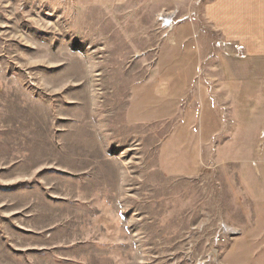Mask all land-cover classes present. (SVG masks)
<instances>
[{
  "label": "rangeland",
  "instance_id": "374dc122",
  "mask_svg": "<svg viewBox=\"0 0 264 264\" xmlns=\"http://www.w3.org/2000/svg\"><path fill=\"white\" fill-rule=\"evenodd\" d=\"M204 2L0 0V264H264Z\"/></svg>",
  "mask_w": 264,
  "mask_h": 264
},
{
  "label": "crops",
  "instance_id": "0c3cea01",
  "mask_svg": "<svg viewBox=\"0 0 264 264\" xmlns=\"http://www.w3.org/2000/svg\"><path fill=\"white\" fill-rule=\"evenodd\" d=\"M202 12L214 39L226 42L217 51L220 85L226 88V146L255 151L245 197L258 202L264 200V0H205ZM201 108L203 115L207 106Z\"/></svg>",
  "mask_w": 264,
  "mask_h": 264
},
{
  "label": "built area",
  "instance_id": "2783aa9c",
  "mask_svg": "<svg viewBox=\"0 0 264 264\" xmlns=\"http://www.w3.org/2000/svg\"><path fill=\"white\" fill-rule=\"evenodd\" d=\"M165 17H168V16H165ZM163 17V19H161L162 21V26H169L171 24V20L172 18L170 19H167ZM216 46L219 47V48H225L226 47V42H222L220 40H218L216 42ZM236 50H239L240 48L238 46H235ZM234 233V230L229 227V226H222V228L220 229V232L216 238V241H219V242H224L225 238L227 239V237L231 236L232 234Z\"/></svg>",
  "mask_w": 264,
  "mask_h": 264
},
{
  "label": "bare ground",
  "instance_id": "6f19581e",
  "mask_svg": "<svg viewBox=\"0 0 264 264\" xmlns=\"http://www.w3.org/2000/svg\"><path fill=\"white\" fill-rule=\"evenodd\" d=\"M165 18L170 19V18H172V16L169 15L168 17H165Z\"/></svg>",
  "mask_w": 264,
  "mask_h": 264
}]
</instances>
